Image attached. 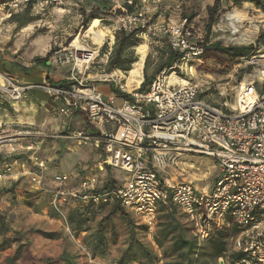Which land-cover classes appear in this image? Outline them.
<instances>
[{
	"label": "built area",
	"instance_id": "obj_1",
	"mask_svg": "<svg viewBox=\"0 0 264 264\" xmlns=\"http://www.w3.org/2000/svg\"><path fill=\"white\" fill-rule=\"evenodd\" d=\"M33 1L41 7H62L67 0H10L2 8L14 12ZM101 1L107 2L113 13H120L115 18L117 30H140V39L150 40V45L158 44L159 37L166 38L169 49L179 57L171 73H159L146 92L129 90L119 78H124L123 72L112 73L109 82L126 96L118 98L119 104L113 93L103 94L83 79L97 57V51L88 47H82V51L71 47L53 56L57 67L68 68L67 84L62 88L47 83L20 84L0 73V101L17 103L29 91L38 90L61 103L60 115L79 110L88 128L76 131L71 139L101 151L103 165L125 173L126 179L111 189H103V181L94 175L80 178L69 187V176L54 174L50 179V208L90 261L82 243L69 232L65 208L73 201L90 204L96 212L101 206L118 203L148 232L155 230L158 207L173 205L198 243L233 224L238 234L229 240L228 251L242 253L243 257L231 264H264V45L255 46L247 58L233 66L244 73L236 86L233 106L219 108L202 99L201 86L180 78L191 73L203 54L200 31L197 34L186 16L164 21L170 11L179 14L182 5L190 1ZM241 22L227 14L211 32H223L228 24L230 36L236 37ZM245 23L257 31L250 19ZM170 77L174 79L170 81ZM6 142L12 143V139ZM182 154L214 161L218 176L211 191L199 190L191 181H173L165 176ZM30 162L37 172L30 173L29 180L43 190L47 164L37 156H31ZM12 172L13 164L6 165L0 179H10ZM217 264L228 262L221 257Z\"/></svg>",
	"mask_w": 264,
	"mask_h": 264
},
{
	"label": "rangeland",
	"instance_id": "obj_2",
	"mask_svg": "<svg viewBox=\"0 0 264 264\" xmlns=\"http://www.w3.org/2000/svg\"><path fill=\"white\" fill-rule=\"evenodd\" d=\"M213 2L214 0L186 2L182 5L179 14L170 11L165 16L164 21H176L179 17L178 15L189 17L197 34L200 33V40L203 41L205 36L204 27L207 22V10L213 5ZM3 3L0 4L1 58L6 59V61L12 58L16 60L14 64H17L19 67L23 65L28 70L35 69V74H33L35 78L41 75V70L46 69L51 78L50 80L58 81L60 78H68V68L57 67L53 62V56L59 51L64 52V50L66 51L71 47H75L73 43L77 41L81 47H88L97 51V57L85 72L83 79H86L88 84L96 86L103 93L111 92V88L115 89L114 83L109 82V76L117 71L105 73L107 57L114 43V33L118 28L115 19L102 16L98 20L101 28L106 31L107 36L103 38L99 45H96L93 37H86V27L89 23L85 24V19L87 15L93 12V6L85 3L84 0H67L62 7H41L34 5L28 12L27 17L29 21L24 26H19L16 20L10 16L14 14L21 17L24 15L25 8L22 7L14 12H8L2 8ZM220 10L221 13L217 22L227 14L235 15L242 22L239 25L238 36H230L227 31L228 24L225 23L227 26L224 27L225 30L223 32H210L212 42H220L221 45L231 46L252 45L253 47H258L259 44L264 45V38L257 43L259 35L264 33V13L249 3L234 8L224 0L221 1ZM8 13L11 15L8 16ZM153 19H156V17H153ZM249 19L255 23L257 31H252L248 28L245 22ZM141 41L140 45H144L147 48L146 55L140 58L138 55L141 53V50H139L140 46L136 49L134 48L131 52L134 56L138 57L137 64L133 65L128 73L122 74L124 78L117 75L123 79L129 90H138L144 77L152 78V82L159 74L155 73L156 68L164 60V48L161 47V44L150 45V40L148 39ZM103 47H106V49L100 51ZM46 56H49V58L45 66H35V58H45ZM0 73H6L21 84L18 76L11 75L4 70L0 71ZM239 74L240 72L233 69V67L223 69L217 65L208 63L202 66L197 65V67L194 65L191 73H187V75H183L180 78L201 86V97L205 102L219 108L229 109L233 106L236 86L240 79ZM19 77H21L20 74ZM31 93L29 94L31 95ZM27 96L26 93L17 103L1 99L0 109H5L8 115L28 116V112H25L24 109L22 111H14V104H20ZM46 101L48 106L53 108L48 113L43 112L42 109L40 111L37 110L36 114L37 117H42L49 123L47 136L50 137L46 139V142H48L46 150H44L46 142H40V138L31 135V130H20L22 132L27 131L30 135H25L26 139L19 137L21 140L16 143H9L6 141L13 138L6 137L9 133L4 131L3 127H0V156L2 160L6 156L19 158L18 162L13 163V177L2 179L3 181L0 179V204L7 203L13 206L14 214L9 217L12 221L15 222L16 220L18 222L17 226L20 229L17 228L16 230L23 232H48L54 233L57 236L56 240H45L36 234H29L31 245L36 255L42 256L47 254L55 256L65 252L72 256L77 264H113L119 255V251L123 249V245L120 242L110 246L104 258H92L93 260L91 259L90 261L79 250L78 243L68 236L62 221L58 217H55L54 211L49 206L50 192L53 188L50 179L56 173L69 176V187H73L78 182V179L83 178L85 175H94L100 178L101 181L107 177L124 181L126 179L125 173L112 169L109 170L102 164L103 155L101 151L95 150L90 145L77 146L76 142L71 139L76 131L84 128L82 121H85V126H87L86 118L72 112V114L70 113L66 116L60 115L58 110L61 103H55L51 98H46ZM116 103L119 104L120 99L117 98ZM56 106L57 109L54 111L53 109ZM64 137H68V139H63ZM38 141L36 149L34 144ZM12 147L15 148V151L10 149ZM26 147H30L31 149L25 150ZM31 156H37L47 164L48 172L45 176V187L43 190L36 188L29 180V174L37 172L30 162ZM49 157L52 158L49 159ZM178 167L185 169L182 177L191 181L199 190L206 192L212 190L215 179L218 176V169L212 159L197 154H182L178 160ZM190 167L191 169H189ZM71 171L73 172L71 173ZM1 182H6V184L3 185ZM11 187H13L11 194L1 193L2 191L10 190ZM177 214L180 217V213L178 212ZM101 217L100 212L94 213L93 219L89 222V227L91 229L94 228ZM180 220L183 221L182 217H180ZM152 235L150 233L146 234L144 241L155 246L153 241H151ZM83 236L84 234H81L78 237L80 243ZM162 263V261L158 262V264Z\"/></svg>",
	"mask_w": 264,
	"mask_h": 264
},
{
	"label": "trees",
	"instance_id": "obj_3",
	"mask_svg": "<svg viewBox=\"0 0 264 264\" xmlns=\"http://www.w3.org/2000/svg\"><path fill=\"white\" fill-rule=\"evenodd\" d=\"M6 1L10 0H0V4ZM221 1L214 0L213 5L207 10V22L204 27L205 36L201 45L203 54L195 64V67L211 63V65L229 69L239 59L247 58L255 48L252 45L231 46L211 41L210 32L221 13ZM224 1L230 3L231 7L234 8L249 3L264 13V0ZM84 2L93 6V12L86 16L85 24L93 20H99L102 16L115 19L120 14L119 12L113 13L107 2L101 0H84ZM34 4V1L30 2L25 7L24 15L21 17L14 14L10 17L15 19L19 26L26 25L29 21L27 17L28 12L33 8ZM141 34L142 31L140 30L126 32L121 29L114 33V43L107 57L105 73L112 71L128 73L132 66L137 64L138 59L131 51L142 43L140 39ZM263 38L264 33L259 35L257 43L263 40ZM156 41L164 48V60L160 62L155 73L165 71L167 74H170V68L176 64L179 56L169 49L166 38L159 37ZM105 49L106 47H103L100 51H104ZM48 58L49 56L35 58V66H45ZM239 72L240 78L244 72L242 70ZM151 80L152 78L144 77L137 91L146 92ZM48 83L58 88L66 86L64 81L56 83L49 81ZM111 93L117 98L126 97L112 88ZM79 114L86 118L82 112H79ZM3 159L0 156V168L19 161V158L15 156H6ZM116 184H118L117 179L107 177L103 179L102 187L103 189H111ZM12 191L13 187L1 193L11 194ZM177 211L173 205H160L158 207L157 224L152 235V241L155 246L144 241V236L149 234L148 228L145 225L138 224L132 215L118 203L99 207L98 212L101 213L102 217L92 229L89 227V222L93 219L96 210L90 204H81L80 202L73 201L66 207V216L70 234L74 238H78L81 234H84L81 243L91 258H104L110 246L116 245L119 242L123 245V249L119 251V255L113 264H158L160 261L163 262L162 264H217V259L221 257L225 258L228 264H231L243 257L242 253L228 251L229 240L238 234V230L233 224L226 229L215 232L209 239L198 243L192 237L190 228L181 215L180 217H182L184 222L180 220ZM54 215L58 217L56 213ZM29 234H36L45 240H56L57 238L54 233L16 230L9 215L0 212V264H77L74 258L65 252L55 256L47 254L42 256L36 255L32 248Z\"/></svg>",
	"mask_w": 264,
	"mask_h": 264
},
{
	"label": "crops",
	"instance_id": "obj_4",
	"mask_svg": "<svg viewBox=\"0 0 264 264\" xmlns=\"http://www.w3.org/2000/svg\"><path fill=\"white\" fill-rule=\"evenodd\" d=\"M1 57L2 56L0 54V71L4 70V71L9 72V74H11V75L18 76V78L22 84H44V83L49 84L48 83L49 81L53 82V83L64 81L67 84V77L60 78V80H58V81L50 80L51 78L49 77V73L47 72L46 69H43V71L41 70V75L37 76V78H35L33 75V74H35L34 73L35 69L34 70H28L27 67L23 66V65H21V67H19L17 64H14V63H16V60H13L11 58L10 60L6 61V59L1 58ZM139 61H141V60H139ZM19 74L21 75V77H19ZM29 93H31V95ZM103 94H111V92H107V93H103ZM27 95L28 96L26 97V99H24V101H22L20 104H14V111H19V110L22 111L24 109L25 112H28V116H15V115L12 116V115H8L5 111V109H0V127L1 128L3 127L4 131L9 133V135H7L6 137L13 138L12 143H16L17 141L21 140V138H19V137L26 139L25 133H27L26 135H28V136L30 135L29 132H27V131H24V132L20 131L22 129L31 130V133H32L31 135L37 136L38 138H40V142L44 143L47 141L46 139H48L50 137V136H47V132H49V130H48L49 123L47 122V120H44L42 117L41 118L37 117L36 114H37V110L40 111V109H42L43 112L48 113V111L51 108H53V107L48 106L47 101H46V98L48 99L50 97L46 93L38 91V90L29 91L27 93ZM56 109H57V106L54 107L53 110L55 111ZM79 112L80 111L77 109L72 110V113L79 114ZM82 122H83V127L88 128V122H87V126H85V121H82ZM84 128H80V129H84ZM63 139H68V137H64ZM38 143H39V141L36 142V144H34L36 149L38 147V145H37ZM75 144L78 146L77 143H75ZM47 148H48V142H46L44 144V150H46ZM10 149L15 151V148H13V147ZM44 150H43V152H45ZM51 158L52 157H49V159H51ZM179 158H178V160H179ZM178 160H177L176 165L172 169H168L165 172V176H168L173 181H186V180L188 181V179H184L182 177V173L184 172L185 169L178 167ZM191 167L189 169H191ZM1 169L2 168H0V172H1ZM72 172L73 171H71V173ZM56 174H60V173H56ZM87 176H90V175H85L83 177H87ZM1 181H3V180H1ZM1 184L5 185L6 182H1ZM0 212L7 214L9 216H12L14 214V209H13V206H10L7 203H1L0 204ZM14 218L16 219L15 216H14ZM17 225H18V222L16 220H15V222L13 221L14 228L20 229ZM149 233L151 235V234H153V231H150ZM151 241H152V239H151Z\"/></svg>",
	"mask_w": 264,
	"mask_h": 264
},
{
	"label": "bare ground",
	"instance_id": "obj_5",
	"mask_svg": "<svg viewBox=\"0 0 264 264\" xmlns=\"http://www.w3.org/2000/svg\"><path fill=\"white\" fill-rule=\"evenodd\" d=\"M234 16V15H232ZM86 37H93L95 39V44L99 45L100 42L103 40V38H105L107 36V33L104 29L101 28L100 23L98 20H93L91 21L87 27H86ZM80 43L75 41L73 43V46H75L74 48H76V50L78 51H82V47L80 45ZM94 45V44H93ZM94 45V46H96ZM139 50H141L140 56L143 57L146 47L144 45H140ZM173 77H170V81L173 80Z\"/></svg>",
	"mask_w": 264,
	"mask_h": 264
}]
</instances>
